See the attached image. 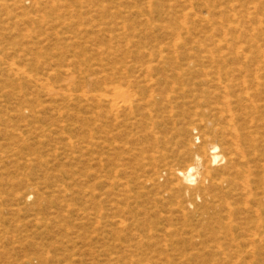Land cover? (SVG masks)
Listing matches in <instances>:
<instances>
[{"label": "rangeland", "instance_id": "rangeland-1", "mask_svg": "<svg viewBox=\"0 0 264 264\" xmlns=\"http://www.w3.org/2000/svg\"><path fill=\"white\" fill-rule=\"evenodd\" d=\"M262 177L264 0H0V264H264Z\"/></svg>", "mask_w": 264, "mask_h": 264}, {"label": "bare ground", "instance_id": "bare-ground-1", "mask_svg": "<svg viewBox=\"0 0 264 264\" xmlns=\"http://www.w3.org/2000/svg\"><path fill=\"white\" fill-rule=\"evenodd\" d=\"M115 94L120 96V97H122V95H123V93L120 92L119 88L116 89ZM223 98H225V97H223ZM240 107H241L240 103H238V105L235 106L234 102H232L231 100L228 99V97H226L224 99L222 106L221 105H217L216 107L212 106L211 109H212V112H214L213 113V116L215 118L214 122H216V127H215L216 129L214 130V128H213L214 132L215 133H221V135L228 136L230 144L232 145V147L234 149V153L235 152H237L239 154L241 153V156L245 160L246 155L244 154V152H242V148H241L242 139H244L245 141H248L250 143H253V144L255 143L256 140L250 132L245 133V130L242 129V126L238 125L239 124L238 120H240V118L238 117L237 111L240 110ZM210 124H212V123H210ZM242 124L245 125V123H242ZM251 124H253V123H251ZM252 128H254V127L252 126ZM249 129H251V128H249ZM252 130H254V129H252ZM207 131H209V130L207 129ZM206 133L208 134V132H206ZM206 137H207V135L204 138H206ZM208 139L209 138L205 139L206 140L205 145H207V146H205L204 157H202L201 155H197L195 158L196 164L194 162L195 165H190L185 170H177L176 171V176L179 178V180H181V182L184 185H186V186L196 185V190H197L198 194H200V193L202 194V193L206 192L208 189L207 188L208 186L206 187V182H207V180L209 181V179L211 180V177H212L210 164H216V163H220V162L225 163V161H228L227 163L229 165H234V163H235L234 158H230V157H229V159L226 158L225 155L220 153V147L218 146V144H216L214 142L209 143ZM255 148H256V145L254 144L253 149H255ZM233 149H228V150L233 151ZM237 168H239V167H237ZM243 171H245V170H243ZM246 173H248V172L246 171L245 174ZM223 182H225V181L223 180ZM261 182L264 183V177L259 178L256 181H254V179H252V181H251V183L254 185H255V183L258 185ZM248 183L250 184V182H248ZM209 188H210V186H209ZM209 190H211V188ZM207 193L208 192H206L204 195H206ZM206 199H207V197H206ZM205 205H207V204L205 203L204 207H205ZM202 213H203V211H202ZM201 215H202V217H204L203 216L204 214H201Z\"/></svg>", "mask_w": 264, "mask_h": 264}]
</instances>
